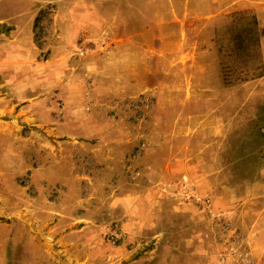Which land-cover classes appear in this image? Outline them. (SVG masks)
<instances>
[{
	"label": "rangeland",
	"instance_id": "obj_1",
	"mask_svg": "<svg viewBox=\"0 0 264 264\" xmlns=\"http://www.w3.org/2000/svg\"><path fill=\"white\" fill-rule=\"evenodd\" d=\"M202 1L0 0V102L14 103L6 115L0 107V264H254L244 246L235 257L218 229L204 244L207 189L188 179L187 147L196 141L177 132L187 131V116L202 105L187 104L185 87L177 102L172 88L186 71H174L170 59L156 72L167 87L140 91L111 80L124 73L109 72L102 49L113 29L121 42L164 23L174 47L171 7L182 14ZM65 14L82 45L66 72L49 69V79L35 82ZM259 33L245 13L219 20L221 69L205 78L214 94L220 83L230 88L260 74ZM28 41L38 50L32 59ZM92 44L101 49L91 52ZM61 57L57 51L54 66ZM227 143L235 144L234 134Z\"/></svg>",
	"mask_w": 264,
	"mask_h": 264
},
{
	"label": "crops",
	"instance_id": "obj_2",
	"mask_svg": "<svg viewBox=\"0 0 264 264\" xmlns=\"http://www.w3.org/2000/svg\"><path fill=\"white\" fill-rule=\"evenodd\" d=\"M192 3L190 7L193 10L182 14L174 6L171 7L172 11L169 13L173 20L171 24L174 25V47H170V37L165 34L167 23H164L158 24L159 32L157 30L149 36L138 32V37L135 38L130 33H125L121 42L113 29L105 37L109 41L106 42L107 47L102 49L106 52L109 72L122 70L124 73L111 80L120 81L121 85L126 83L130 85L128 87L140 91L151 89L157 94V89L167 87L163 80L157 79L156 72L164 71L160 66H165L170 59L171 64H174V71L180 72L181 68L186 71L184 77L174 79L172 88L174 87V98H178L177 102L185 94L178 92V88L185 87L187 104L202 105L200 110H191V114L187 116V131L177 132L188 137V144L191 140L196 141L187 147V166L193 167L190 168L192 170L188 179H193V183L195 179L207 189L206 194L201 197L206 205L203 211V231L208 232V241L204 240V244L210 242V232L218 229L225 233L235 257H238L239 250L244 246L248 249L246 256H249V261L264 264V128L263 131L259 130L261 124H264V0H203L201 4L193 6ZM241 13L250 15L260 30L257 37L260 74L230 88L220 83L217 86L218 93L214 94L212 84L205 81V78L211 75L212 68L218 71L221 69L220 54L214 42L216 28L219 20L231 19L233 15ZM60 18L64 19V27L59 34L58 45L52 49L48 63L37 65L34 69L35 82L40 78L45 79L46 75L49 79V69L66 72L65 68L71 58L68 57L82 45V41L67 28L70 25L67 14ZM187 18L194 21V27L191 22H187ZM127 22V18H124L122 31L128 25ZM144 30L147 31V28ZM11 44L19 47L22 45ZM25 45L32 53L30 59L34 58L38 54L36 47L29 41ZM93 45L91 52L101 49H95ZM57 51L64 57L60 58L58 67L54 66L53 59ZM99 62L95 63L103 68ZM0 72V76L5 78L4 73ZM180 80L184 82L180 83ZM3 84L8 83L3 81ZM227 95L234 98L233 107H228ZM2 100L0 107L6 115L14 103ZM180 102L183 103L184 100L180 99ZM215 104L217 109L211 107ZM232 134L235 136V144L227 143ZM199 152L201 163H195ZM199 167L202 168V173L194 170ZM221 242L223 245L225 241L222 239ZM230 258L231 256L228 260Z\"/></svg>",
	"mask_w": 264,
	"mask_h": 264
}]
</instances>
